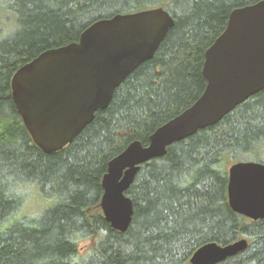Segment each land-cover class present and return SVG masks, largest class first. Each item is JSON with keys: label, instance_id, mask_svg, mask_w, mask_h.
Wrapping results in <instances>:
<instances>
[{"label": "trees", "instance_id": "1", "mask_svg": "<svg viewBox=\"0 0 264 264\" xmlns=\"http://www.w3.org/2000/svg\"><path fill=\"white\" fill-rule=\"evenodd\" d=\"M257 1L0 0L3 21L14 24L0 28V264H189L200 245L241 238L247 247L217 264H264V218L250 220L227 201L228 167L264 163V89L139 166L127 190L133 214L125 232L110 227L100 206L108 161L134 140L147 144L199 97L205 50L232 9ZM154 7L174 24L153 57L71 143L43 152L13 103L12 74L39 53L77 41L96 20Z\"/></svg>", "mask_w": 264, "mask_h": 264}, {"label": "water", "instance_id": "2", "mask_svg": "<svg viewBox=\"0 0 264 264\" xmlns=\"http://www.w3.org/2000/svg\"><path fill=\"white\" fill-rule=\"evenodd\" d=\"M163 7L114 14L88 25L77 41L47 49L22 64L10 79L11 97L31 139L43 152L61 150L105 109L114 90L153 57L173 26ZM206 80L199 97L149 136L130 142L107 163L100 206L110 227L125 232L133 204L127 190L139 166L166 153L174 142L219 122L264 89V0L236 7L223 31L204 52ZM227 201L250 220L264 218V163L237 161L228 167ZM245 238L200 245L189 264H217L243 251Z\"/></svg>", "mask_w": 264, "mask_h": 264}, {"label": "rangeland", "instance_id": "3", "mask_svg": "<svg viewBox=\"0 0 264 264\" xmlns=\"http://www.w3.org/2000/svg\"><path fill=\"white\" fill-rule=\"evenodd\" d=\"M3 16H6V13H4V12L1 13V12H0V28H2L4 32H8L10 29L13 28L14 24H13V21H10V22H4V21H3ZM8 16H10V18H11L12 20H14V18H12V16H15V15L9 14ZM4 32H3V33H4ZM3 33H1L0 36H1ZM89 243H90V242H89L88 240H87V241H82V242H80V244H79V249H80V251H84V250L89 246Z\"/></svg>", "mask_w": 264, "mask_h": 264}]
</instances>
